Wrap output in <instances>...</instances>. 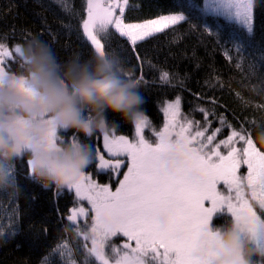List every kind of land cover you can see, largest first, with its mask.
I'll list each match as a JSON object with an SVG mask.
<instances>
[{
  "label": "snow or ice",
  "instance_id": "6c2138e0",
  "mask_svg": "<svg viewBox=\"0 0 264 264\" xmlns=\"http://www.w3.org/2000/svg\"><path fill=\"white\" fill-rule=\"evenodd\" d=\"M57 2L63 3V0ZM130 7L139 5H130V0H82V10L75 13L78 32L95 54L105 55L107 42L117 34L126 39L138 65H142L143 58L138 52L140 43L188 20L184 11H178L130 21L127 18ZM188 7L191 10L195 5ZM254 8L255 0H203L198 11L202 20L222 18L236 27L233 48L222 46L223 55L229 63L235 60V67L242 72L246 64V78L256 77L260 82L251 90L264 99V72L260 71L259 63L264 62V51L251 39ZM63 10L72 11L67 4ZM190 27L195 29L197 25ZM201 27L219 42L218 31L206 22ZM47 30L55 39V34ZM21 45L17 42L10 47L0 42V81L22 69L19 63L20 70H14ZM129 77L139 85L147 83L142 72L137 76L130 71ZM177 79L178 74L160 70V83L175 87ZM179 84L184 87L183 80ZM209 100L212 107L197 105L203 122L182 112V97L177 94L174 99H164L160 105L163 123L159 132H155L150 118L144 115L135 124L138 138L135 142L115 131L97 137V167L111 169L108 182L100 183L92 173L81 172L68 187L74 192L76 203L66 216L60 217L69 224L65 231L74 230L75 235L82 238L84 264H212L216 244L209 221L222 206L234 217L246 218L255 242L264 245V151L254 143L252 133L257 122L245 120L237 127L226 115L215 111L214 98ZM255 107L264 109V103ZM212 118L219 126H213ZM146 128L152 129L159 143L145 139ZM225 128L228 134L218 138ZM55 135V129H50V144L54 143ZM76 140L72 136L74 143ZM172 140L184 149V160L181 167L165 174L158 169V158L173 147ZM125 153L127 162L117 158ZM245 166L246 173H242L241 168ZM14 167V163L9 165L8 175L15 186ZM189 174L197 179L188 180ZM218 181L225 183L227 195L217 191ZM82 200H87L89 207H85ZM205 201H210L211 206L205 207ZM159 216L166 218L163 226L157 223ZM7 229V232L0 229V237L18 234V210H13L8 217ZM118 233L123 236L120 245L112 240ZM55 254L64 258L63 264H78L68 239L55 245L50 255ZM40 264H49V257H43Z\"/></svg>",
  "mask_w": 264,
  "mask_h": 264
},
{
  "label": "trees",
  "instance_id": "16d2710c",
  "mask_svg": "<svg viewBox=\"0 0 264 264\" xmlns=\"http://www.w3.org/2000/svg\"><path fill=\"white\" fill-rule=\"evenodd\" d=\"M136 1L149 9L166 7L163 4L157 5L156 0ZM64 4L69 5L72 11H64ZM131 5L134 6V0H131ZM189 5L195 7L190 10ZM178 6L180 11L188 15V20L140 43L138 52L143 58L142 65H138L126 39L113 34L106 45L107 53L118 56L123 65L137 76L141 72L145 76L147 83L140 85V91L146 99L144 109L152 122L151 127H154L155 132L159 131L163 123L160 105L164 99H174L177 94L182 97V112L194 120L203 122V115L197 105L212 107L209 100L211 97L216 100L215 111L226 115L237 127L245 120L264 121V109L255 107L256 104L264 103V99L251 90L260 83L259 80L256 77L246 78V64L242 72L235 67V60L229 63L223 55L222 46L233 48L236 27L222 18L206 17L202 20L198 11L202 6L195 0H178ZM134 8L130 7L127 14ZM80 10L82 0H63V3L57 0H0V42L11 47L17 42L24 44L35 37L47 43L61 61L75 56L88 59L95 53L79 35L75 13ZM143 10L145 13L153 12ZM205 22L219 32V42L201 27ZM191 24L197 27L193 29ZM47 29L55 34V39ZM251 39L260 51H264V0H255L254 35ZM232 55L236 56L235 51ZM19 63L17 58L14 70H20ZM259 63L260 71L264 72V62ZM161 69L178 74V79L174 81L175 87L159 82ZM180 80H183L184 87L180 86ZM237 93H240L239 97ZM107 116L109 121L119 124L115 130L118 135H133V125L124 123L113 113ZM212 119L213 126H219ZM228 131L225 128L220 137L227 135ZM69 133V137H72V132ZM144 134L147 141L155 140L151 128H146ZM97 137L85 138L80 134L76 138L86 143L93 153V163L85 169L86 172L92 173L98 182L104 183L108 182L111 170L103 174L97 167ZM14 165L15 186L0 190V229L8 231V217L13 210H18L20 230L14 237H0V264H40L45 256L49 257V264H63L64 258L58 254L50 255L55 245L63 239L70 241L78 264H84L82 238L72 231H65L69 224L66 219L60 218L66 216L68 209L75 205L74 192H70L69 188L54 192L51 187L45 189L34 182L27 175V163L23 157L16 159ZM231 220L230 214H216L209 222L210 229L214 231L217 226L230 223Z\"/></svg>",
  "mask_w": 264,
  "mask_h": 264
},
{
  "label": "clouds",
  "instance_id": "9594fccd",
  "mask_svg": "<svg viewBox=\"0 0 264 264\" xmlns=\"http://www.w3.org/2000/svg\"><path fill=\"white\" fill-rule=\"evenodd\" d=\"M18 59L22 69L0 81V190L14 187L8 167L23 157L34 182L62 192L94 157L86 143H74L58 130L71 131L75 137H103L119 127L109 121L108 113L135 127L146 115V99L140 85L129 77L131 69L115 54L61 61L47 43L33 37L21 45ZM53 128L56 135L50 144ZM252 133L254 143L264 151V121H258ZM170 143L173 147L158 158V169L165 174L181 167L184 160V149L176 146V140ZM187 179L197 177L189 174ZM157 223L163 226L166 218L157 217ZM210 231L216 244L212 264H264V245L255 242L246 218L233 216L230 223Z\"/></svg>",
  "mask_w": 264,
  "mask_h": 264
},
{
  "label": "rangeland",
  "instance_id": "374dc122",
  "mask_svg": "<svg viewBox=\"0 0 264 264\" xmlns=\"http://www.w3.org/2000/svg\"><path fill=\"white\" fill-rule=\"evenodd\" d=\"M198 4H200L201 6H203V0H195ZM155 3L159 6H161V4L163 5H166V7L164 8H159V9H149L147 8L146 6L145 7H142V5L134 0V6L135 5H139L138 8H134V9H131L128 14H127V17H129L131 20L130 21H139V20H143V19H146V18H155L156 16L158 15H161V14H169L170 12H178L180 11L179 10V6H178V0H156ZM130 5H131V0H130ZM147 10V11H153V12H149V13H145L144 10ZM134 19V20H133ZM136 19V20H135ZM147 115V114H146ZM162 127V126H161ZM161 127L159 128V131L161 129ZM158 131V132H159ZM58 134L61 135V136H64V137H69L70 136V133L69 131L68 132H64L62 130H58ZM226 136V135H225ZM225 136L223 137H220L218 136V138H224ZM144 137H145V134H144ZM155 137V140H148V142L150 143H155L156 142V136ZM130 139V141L132 142H135L138 138L135 136V128H134V133L131 137H128ZM145 139L147 140V138L145 137ZM119 159H123L127 162L128 160V156L127 154L125 153L123 156H120V157H117ZM86 172V170H84ZM110 171V170H109ZM241 172L242 173H246V166L245 167H242L241 168ZM111 175V174H110ZM113 188H115L116 184H115V181H114V184H112ZM217 191L222 194V195H227V187L225 185V183L223 181H218L217 182ZM76 202V200H75ZM81 203L85 206V207H89L88 205V202L87 200H82ZM204 205L205 207H210L211 206V202L210 201H205L204 202ZM221 213H227V214H230L232 219H233V215L232 213H230L227 209L226 206H222L219 210L215 211L212 215L215 216L216 214H221ZM211 217V218H212ZM211 220V219H210ZM210 222V221H209ZM210 228V226H209ZM211 230V229H210ZM113 242L117 245H120L122 243V240H123V236L121 234H117L116 237H113L112 238ZM174 255V254H173Z\"/></svg>",
  "mask_w": 264,
  "mask_h": 264
},
{
  "label": "flooded vegetation",
  "instance_id": "af4514ba",
  "mask_svg": "<svg viewBox=\"0 0 264 264\" xmlns=\"http://www.w3.org/2000/svg\"><path fill=\"white\" fill-rule=\"evenodd\" d=\"M109 170H111V169H101V171L103 172V174L106 173Z\"/></svg>",
  "mask_w": 264,
  "mask_h": 264
}]
</instances>
